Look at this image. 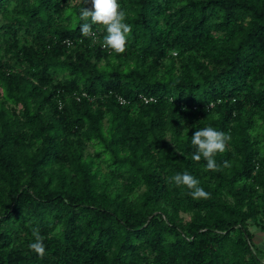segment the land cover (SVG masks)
Segmentation results:
<instances>
[{
  "label": "trees",
  "instance_id": "trees-1",
  "mask_svg": "<svg viewBox=\"0 0 264 264\" xmlns=\"http://www.w3.org/2000/svg\"><path fill=\"white\" fill-rule=\"evenodd\" d=\"M119 4L117 54L90 3L0 0V264H264V0ZM207 126L220 171L192 160Z\"/></svg>",
  "mask_w": 264,
  "mask_h": 264
},
{
  "label": "clouds",
  "instance_id": "clouds-1",
  "mask_svg": "<svg viewBox=\"0 0 264 264\" xmlns=\"http://www.w3.org/2000/svg\"><path fill=\"white\" fill-rule=\"evenodd\" d=\"M85 4H91V8L82 7L80 19L91 23H83L80 27L81 34L84 37L96 42V33L92 30V25H103L106 28V35L103 38V46L120 54L126 50L127 40L132 27L126 23L128 14L122 9L119 0H83ZM231 140L230 134L218 131L214 127L207 126L196 130L191 137V144L195 148L192 160L199 162L202 158L206 161V168L210 171H220L221 166L217 164L215 156L218 153H224L228 150ZM223 168H230L231 162L224 161ZM170 183L177 187L185 186L190 190V195L194 200L210 199L211 193L200 186V181L188 172L178 173L168 178ZM34 242L29 244V248L38 256L43 257L46 254L44 245L45 237L40 234L39 228L32 229Z\"/></svg>",
  "mask_w": 264,
  "mask_h": 264
},
{
  "label": "rangeland",
  "instance_id": "rangeland-1",
  "mask_svg": "<svg viewBox=\"0 0 264 264\" xmlns=\"http://www.w3.org/2000/svg\"><path fill=\"white\" fill-rule=\"evenodd\" d=\"M93 151V147L89 148V152ZM183 216L188 219L190 214H183ZM250 229L252 233H254V241L256 243V246L260 248L264 253V231L261 230L257 225H250Z\"/></svg>",
  "mask_w": 264,
  "mask_h": 264
}]
</instances>
